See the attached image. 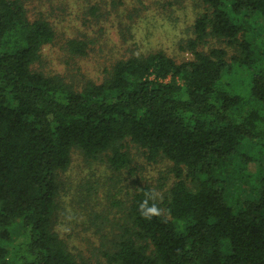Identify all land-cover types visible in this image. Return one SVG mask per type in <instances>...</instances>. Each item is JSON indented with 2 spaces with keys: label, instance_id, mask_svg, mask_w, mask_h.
Returning <instances> with one entry per match:
<instances>
[{
  "label": "trees",
  "instance_id": "1",
  "mask_svg": "<svg viewBox=\"0 0 264 264\" xmlns=\"http://www.w3.org/2000/svg\"><path fill=\"white\" fill-rule=\"evenodd\" d=\"M205 2L194 59L133 56L76 89L35 68L50 22L0 0V264H89L55 230L58 175L73 149L121 171L128 143L171 160L177 181L151 219L140 204L154 188L134 193L108 264H264V0ZM209 34L239 54L197 50Z\"/></svg>",
  "mask_w": 264,
  "mask_h": 264
},
{
  "label": "rangeland",
  "instance_id": "2",
  "mask_svg": "<svg viewBox=\"0 0 264 264\" xmlns=\"http://www.w3.org/2000/svg\"><path fill=\"white\" fill-rule=\"evenodd\" d=\"M31 20L46 19L55 40L42 49L35 68L59 75L76 89L88 81L102 82L113 65L133 56L159 51L180 63L194 59L189 42L196 39V20L209 13L205 0H22ZM85 44V53L73 52L70 42ZM239 54L237 45L209 34L197 50ZM129 165L116 171L106 155L88 159L79 149L58 175L55 230L69 251L89 264H108L119 237L128 226V208L134 193L150 186L162 204L177 181L173 162L148 158L146 151L128 143ZM264 163V157L261 158ZM253 169L258 168L254 164Z\"/></svg>",
  "mask_w": 264,
  "mask_h": 264
},
{
  "label": "clouds",
  "instance_id": "3",
  "mask_svg": "<svg viewBox=\"0 0 264 264\" xmlns=\"http://www.w3.org/2000/svg\"><path fill=\"white\" fill-rule=\"evenodd\" d=\"M159 193L154 189L145 193V200L140 204V213L146 219H151L153 216L160 215V209L157 207L155 201L159 197ZM152 201L151 205L149 202Z\"/></svg>",
  "mask_w": 264,
  "mask_h": 264
}]
</instances>
